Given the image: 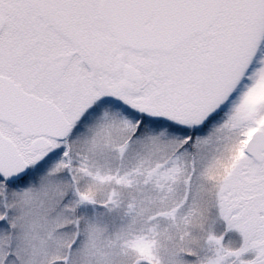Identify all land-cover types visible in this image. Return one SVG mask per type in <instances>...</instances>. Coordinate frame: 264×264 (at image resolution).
Returning <instances> with one entry per match:
<instances>
[{
  "label": "snow or ice",
  "instance_id": "snow-or-ice-1",
  "mask_svg": "<svg viewBox=\"0 0 264 264\" xmlns=\"http://www.w3.org/2000/svg\"><path fill=\"white\" fill-rule=\"evenodd\" d=\"M0 264H264V0H0Z\"/></svg>",
  "mask_w": 264,
  "mask_h": 264
}]
</instances>
